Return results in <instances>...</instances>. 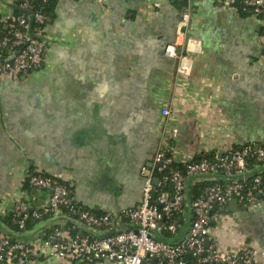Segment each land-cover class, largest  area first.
Wrapping results in <instances>:
<instances>
[{
  "label": "crops",
  "instance_id": "0c3cea01",
  "mask_svg": "<svg viewBox=\"0 0 264 264\" xmlns=\"http://www.w3.org/2000/svg\"><path fill=\"white\" fill-rule=\"evenodd\" d=\"M187 4L58 0L46 24L42 65L0 80V194L19 196L26 174L42 169L70 183L79 203L98 213L115 211L140 203L141 168L149 166L162 140L178 163L220 156L247 143L264 145L260 23L219 0H199L180 29ZM4 8L0 0L2 14ZM168 43L176 44L177 58L165 53ZM163 107L171 110L169 116L162 115ZM258 169L264 171V165ZM222 178L211 173L189 179L190 196L196 185L198 193ZM48 194L31 189L29 202L38 208ZM217 211L216 248L248 247L264 264V195L252 205L228 203ZM1 218L0 227L15 240L45 237L57 226L83 230L49 215L31 229L12 231Z\"/></svg>",
  "mask_w": 264,
  "mask_h": 264
},
{
  "label": "built area",
  "instance_id": "2783aa9c",
  "mask_svg": "<svg viewBox=\"0 0 264 264\" xmlns=\"http://www.w3.org/2000/svg\"><path fill=\"white\" fill-rule=\"evenodd\" d=\"M10 1L17 4V0ZM18 1L17 5L30 9L32 15L14 10L2 14L0 80L18 78L40 67L45 60L49 18L46 4L49 0H42L36 6L32 4L33 0ZM197 1L188 0L179 22L180 29L188 25L192 3ZM219 1L233 6L239 13L235 5L237 0ZM240 1L244 9L250 11L249 17L256 19L264 29V0ZM31 17L33 32L40 38L29 34ZM261 40L264 45V33ZM165 53L177 58L176 44L168 43ZM185 69L181 63L180 70ZM161 113L167 117L171 110L163 107ZM251 162H255L256 168L264 165V145L247 143L220 156L178 163L168 152L166 140H162L151 165L141 168L140 203L101 213L74 200L70 183L45 170L34 169L26 174V187L19 196L0 194V217L12 215L19 228L26 230L28 218L38 221L55 215L80 225L83 230L72 233L69 228L57 226L49 235L28 241L12 239L0 227V264H34L39 258L64 263L261 264L248 247L238 252L219 250L212 235V223L219 220L218 207L228 205L233 199L249 206L264 195V173L257 171L252 182L248 179ZM211 173H222L223 178L211 180L192 198L189 179L206 178ZM156 177L159 178L157 184ZM35 188L49 192L38 208H33L29 202V192ZM10 199L14 201L12 208L7 206ZM207 241L210 242L208 246Z\"/></svg>",
  "mask_w": 264,
  "mask_h": 264
},
{
  "label": "trees",
  "instance_id": "16d2710c",
  "mask_svg": "<svg viewBox=\"0 0 264 264\" xmlns=\"http://www.w3.org/2000/svg\"><path fill=\"white\" fill-rule=\"evenodd\" d=\"M41 1L42 0H33L32 1V4L34 6H36ZM187 1L188 0H184L185 5L187 4ZM57 2H58V0H49L48 3L46 4V9H47L48 17H50L53 14V12L55 11V7L57 5ZM16 3L18 4L19 1L17 0ZM235 5L239 8V13H240L241 16H243V17H248L249 16L250 11L244 9V7L241 4V1L240 0H237L236 3H235ZM13 10H14L15 13H19L20 12L17 9H13ZM1 19H2V13L0 12V22H1ZM4 26L5 25L3 24L2 27L4 28ZM263 33H264V29L261 30V34H263ZM250 165H251V167H250V173H249L248 179H249L250 182H252V179L254 177V173L257 172L256 169H258V168L255 167V162H251ZM258 171L264 173L263 170L258 169ZM196 187H197V185H196ZM196 187H195V189H196ZM195 189L192 190V193H193L192 196H191L192 198H194L197 195V193L195 192ZM1 220L4 221L7 224V226H9L8 229H11L12 231L13 230L14 231H21V229L19 228V226L14 222L12 215H8V216H5V217H2ZM36 222H37V220L31 219V217L28 218L26 220V228L27 229L33 228ZM4 231H6V230L4 229Z\"/></svg>",
  "mask_w": 264,
  "mask_h": 264
},
{
  "label": "water",
  "instance_id": "95a60500",
  "mask_svg": "<svg viewBox=\"0 0 264 264\" xmlns=\"http://www.w3.org/2000/svg\"><path fill=\"white\" fill-rule=\"evenodd\" d=\"M3 4L5 5V8L2 10V12H7L8 11V7L12 8V9H17L19 11H24L30 15H32V11L30 9H22L21 7H19L18 5H16L15 3H10L6 0H3ZM33 26H34V22H33V18L31 17V20H30V27H29V30H30V36L33 37V38H40L38 35H36L34 32H33ZM151 165V163L149 164ZM155 183L157 184V182L159 181V178L156 177L155 179ZM156 196V192L154 193V197ZM229 205L231 208H236L238 206V201L236 199H233V200H230L229 201ZM32 209V207H31ZM209 241L206 242V245L208 246L209 245ZM154 262H156V258L154 259ZM76 264H82V262L80 261H77ZM142 264H145V262H143Z\"/></svg>",
  "mask_w": 264,
  "mask_h": 264
}]
</instances>
